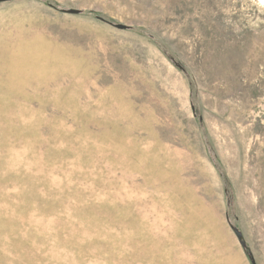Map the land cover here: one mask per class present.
Masks as SVG:
<instances>
[{"label":"rangeland","instance_id":"374dc122","mask_svg":"<svg viewBox=\"0 0 264 264\" xmlns=\"http://www.w3.org/2000/svg\"><path fill=\"white\" fill-rule=\"evenodd\" d=\"M252 258L264 0H0V264Z\"/></svg>","mask_w":264,"mask_h":264},{"label":"water","instance_id":"95a60500","mask_svg":"<svg viewBox=\"0 0 264 264\" xmlns=\"http://www.w3.org/2000/svg\"><path fill=\"white\" fill-rule=\"evenodd\" d=\"M70 12L77 13V12H79V11H78V10H71ZM101 19H102V18H101ZM110 23H111V22H110ZM111 24H114V23H111ZM114 25H116V24H114ZM116 26H117L118 28H125V27H126V25H123V24H119V25H116ZM235 231H236V233H237V235H238V237H239V239H240L242 245H243V246H246L245 241L242 239V233H241L240 231H238L237 228H235ZM252 262L255 264V261L253 260V258H252Z\"/></svg>","mask_w":264,"mask_h":264}]
</instances>
